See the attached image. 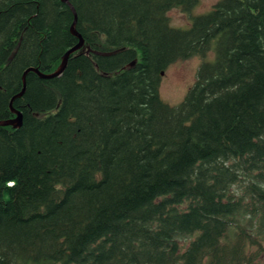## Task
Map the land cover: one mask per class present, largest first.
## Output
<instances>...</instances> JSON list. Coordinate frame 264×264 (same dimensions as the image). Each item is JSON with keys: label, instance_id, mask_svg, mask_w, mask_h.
Returning <instances> with one entry per match:
<instances>
[{"label": "trees", "instance_id": "16d2710c", "mask_svg": "<svg viewBox=\"0 0 264 264\" xmlns=\"http://www.w3.org/2000/svg\"><path fill=\"white\" fill-rule=\"evenodd\" d=\"M68 1L42 77L73 12L0 0V264H264V0Z\"/></svg>", "mask_w": 264, "mask_h": 264}, {"label": "rangeland", "instance_id": "374dc122", "mask_svg": "<svg viewBox=\"0 0 264 264\" xmlns=\"http://www.w3.org/2000/svg\"><path fill=\"white\" fill-rule=\"evenodd\" d=\"M218 0H199L191 11L184 13L180 8H172L168 11L171 26L176 28H188L191 16L208 12ZM213 50L204 56L194 55L186 59H179L171 63L163 72L159 93L161 98L171 104L179 103L190 85L195 80L196 70L204 61H212Z\"/></svg>", "mask_w": 264, "mask_h": 264}, {"label": "water", "instance_id": "95a60500", "mask_svg": "<svg viewBox=\"0 0 264 264\" xmlns=\"http://www.w3.org/2000/svg\"><path fill=\"white\" fill-rule=\"evenodd\" d=\"M61 1L63 3H65V4H67L70 7V9L73 12V14H74V21L72 23V26H71L70 30H71L72 34L75 35L79 39V41H78L77 45L71 47L70 49H68L63 54L62 59H61V63H60L59 67L57 68V70L55 72H53L51 74H48V75H42V74H40V76H42V77H54V76H57L58 74H60L64 70V68L66 67V64H67L69 55L73 51H75L76 49L80 48V46L83 43V39H82L81 35L79 33H77V31L74 28L75 21H76V13H75V10H74L73 6L69 3L68 0H61ZM29 70H34V71L37 72V69L30 68L27 71H29ZM162 74H163V72H162ZM14 111H15V113L17 115L15 117V119L9 120V121H0V125H12L13 127L20 126L21 125V114L18 111H16V110H14Z\"/></svg>", "mask_w": 264, "mask_h": 264}]
</instances>
